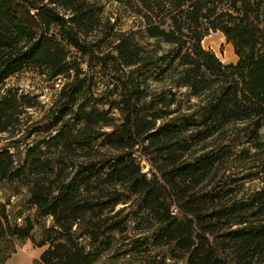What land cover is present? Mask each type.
I'll return each instance as SVG.
<instances>
[{
	"label": "trees",
	"instance_id": "1",
	"mask_svg": "<svg viewBox=\"0 0 264 264\" xmlns=\"http://www.w3.org/2000/svg\"><path fill=\"white\" fill-rule=\"evenodd\" d=\"M111 1L128 29L104 20L101 0H0V86L30 70L65 78L24 135L47 137L24 155L0 148V182L22 183L36 211L19 224L0 201V264L27 239L43 248L33 264H115L130 220L153 221L152 241L132 250L151 242L187 264H264V0ZM216 31L236 62L204 47ZM94 62L116 87L108 108L89 91L83 65ZM34 106L16 88L0 93V135ZM258 154L261 185L246 190L226 171Z\"/></svg>",
	"mask_w": 264,
	"mask_h": 264
},
{
	"label": "rangeland",
	"instance_id": "2",
	"mask_svg": "<svg viewBox=\"0 0 264 264\" xmlns=\"http://www.w3.org/2000/svg\"><path fill=\"white\" fill-rule=\"evenodd\" d=\"M101 1L104 3V20H111L115 25V29H128L132 20L124 16L118 4L111 0ZM203 45L206 49L214 51L224 63H234L238 59L233 44L228 42L224 34L219 31L211 32L207 35L203 40ZM71 51L74 55H80L74 49ZM83 67L86 71L91 73V84L89 88L91 95L95 97V99L104 100L103 103L99 104V107L108 108L107 101L116 98V94L112 97L109 96L112 92L114 93L116 91V87L110 79L109 74L107 75V73L102 72L99 64L95 62L91 67H88L86 63ZM64 81V77L49 80L47 76L40 74L38 71L30 70L8 78L5 83L0 86V93H3V91L8 88H16L20 92L29 95L31 102L35 103L33 108L27 109L24 114V123L20 126L18 131L0 135V148L9 147L12 151L17 152L19 147V150L23 153L22 155H24L28 146L47 137L45 133H34L29 138H24V135L26 133V127L41 119L48 111L49 107L57 98L59 89ZM150 81L151 85H156L153 84L154 81L152 79ZM112 111L114 115H119L118 110L115 108L112 109ZM254 152L255 150H252V153ZM260 157L261 155L258 154L245 162L236 159L228 167L226 174L230 173L232 177H244L242 183L245 185L246 190L259 187L261 185L260 180L255 178L256 176L254 173L257 170L255 165L260 163ZM139 160L142 170L151 178L154 170L151 168L150 163L141 156ZM0 201L10 203L8 207L16 213V222L19 224H24L27 217H31L32 219L36 217L35 208L28 203V190L20 182H0ZM122 206L123 205L120 204L116 209ZM129 210L131 209H128L126 212ZM172 210H174L175 213H179L175 208H172ZM19 215H21V217H19ZM38 220L46 224H50L51 222L50 217L39 218ZM152 226L153 221H128L127 230L122 234H117L114 246V248H120V251L128 250V253L117 259L115 264H187L184 259L175 256L176 251L173 246H154L150 242L149 250H143V248L139 250L131 249V242L134 239H148V237L151 236L153 232ZM39 228L40 225L37 226V229ZM149 240H151V237ZM30 241V239H27L25 242L30 243Z\"/></svg>",
	"mask_w": 264,
	"mask_h": 264
},
{
	"label": "crops",
	"instance_id": "3",
	"mask_svg": "<svg viewBox=\"0 0 264 264\" xmlns=\"http://www.w3.org/2000/svg\"><path fill=\"white\" fill-rule=\"evenodd\" d=\"M43 248L34 247L32 241L25 242L22 247H19L17 252L8 259L6 264H33L34 259L39 258Z\"/></svg>",
	"mask_w": 264,
	"mask_h": 264
}]
</instances>
